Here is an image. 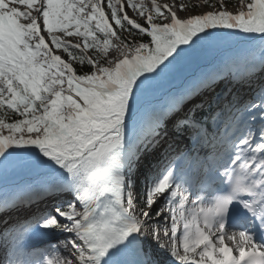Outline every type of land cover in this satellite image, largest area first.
<instances>
[{"label": "snow or ice", "instance_id": "1", "mask_svg": "<svg viewBox=\"0 0 264 264\" xmlns=\"http://www.w3.org/2000/svg\"><path fill=\"white\" fill-rule=\"evenodd\" d=\"M230 7L0 0V264H163L151 240L173 264H264V240L226 231L236 206L264 231V93L250 104L218 94L257 53L229 46L199 63L248 39L264 71V0ZM17 170L33 182L9 190ZM65 193L51 212L7 219ZM52 229L71 235L28 246Z\"/></svg>", "mask_w": 264, "mask_h": 264}, {"label": "rangeland", "instance_id": "2", "mask_svg": "<svg viewBox=\"0 0 264 264\" xmlns=\"http://www.w3.org/2000/svg\"><path fill=\"white\" fill-rule=\"evenodd\" d=\"M148 2H150V0H148ZM215 2H216V0H211V3H215ZM157 3H159L161 5L171 4V5H173V10H177V14L179 16H184L185 13L183 11L178 10V8H177L178 5L184 4V5H187L189 8H191L193 5L201 4L202 0H191L190 2H187L186 0H157ZM234 3L236 4L237 0H234ZM199 10H201V9L197 8V11H199ZM203 10H211V8L205 7ZM230 10L236 11L237 9L233 6L232 8H230ZM129 14L132 15L131 12ZM113 43L118 44L119 42L117 40H115V38H113ZM259 43H260L259 41H254V42L252 41L251 42L252 45L250 47H247V48H254L255 50H257ZM247 48H245V49H247ZM224 49L225 48L223 46H221V48H217V50H216V52L220 54V58H221V55H222V52ZM111 52L114 53V50H110L109 55L111 54ZM190 71H191V69L188 70V73H190ZM22 174H23V172H22ZM24 175H25L23 178L24 182L33 181V177L30 173L25 172ZM177 209H179V208L174 206V210H177ZM176 214H177V216H179V211H177ZM182 225H183V220H178V234L182 230ZM48 231L50 232L51 230H48ZM165 243H166V241H165ZM228 243L231 245V242H228ZM148 245L150 246V248H152L151 253H154L161 261H163V264H173L172 261L174 260V258L167 256L165 250L159 248L156 245V241L151 240L148 242ZM176 264H179V262L177 261Z\"/></svg>", "mask_w": 264, "mask_h": 264}, {"label": "trees", "instance_id": "3", "mask_svg": "<svg viewBox=\"0 0 264 264\" xmlns=\"http://www.w3.org/2000/svg\"><path fill=\"white\" fill-rule=\"evenodd\" d=\"M186 1L190 2L191 0H186ZM228 3L232 7L235 4L234 0H228ZM232 7H230V8H232ZM251 42H252V40L244 39V40H242L241 42L238 43L235 39H233V40H230V41H223L222 42V46L224 48H228L229 46H231L233 48H236V47L247 48V47H250L252 45ZM258 52H259V50L258 51L256 50V53H258ZM245 69H246V71H248V73H250V71L253 69V67H248V68H245ZM186 75H189L188 71L184 72L181 77H178L176 80H174L173 84L174 85H179L181 83L182 77L186 76ZM17 171L10 172L9 176L7 177V184L11 183L12 184V189L16 188L17 186H27V185H29V183L18 184V182L22 181L23 178H24L23 176H20V173H22L24 171H20L19 170L20 173L17 172ZM2 183H3V181L0 180V184H2Z\"/></svg>", "mask_w": 264, "mask_h": 264}, {"label": "bare ground", "instance_id": "4", "mask_svg": "<svg viewBox=\"0 0 264 264\" xmlns=\"http://www.w3.org/2000/svg\"><path fill=\"white\" fill-rule=\"evenodd\" d=\"M114 53L111 52L110 56L113 55ZM220 59V54L216 52V49H212L208 51L199 61L201 65L205 66H211L213 63L219 61Z\"/></svg>", "mask_w": 264, "mask_h": 264}]
</instances>
